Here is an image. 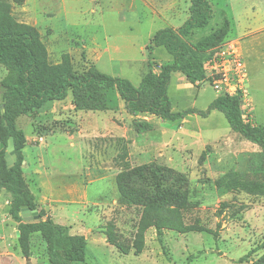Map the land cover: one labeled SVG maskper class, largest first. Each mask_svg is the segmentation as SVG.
Returning a JSON list of instances; mask_svg holds the SVG:
<instances>
[{"label": "rangeland", "instance_id": "obj_1", "mask_svg": "<svg viewBox=\"0 0 264 264\" xmlns=\"http://www.w3.org/2000/svg\"><path fill=\"white\" fill-rule=\"evenodd\" d=\"M161 1L166 0H0L9 4L16 21L39 31L52 63H59L68 53L76 71L94 65L135 86L145 74L160 71L155 58H171L164 47L155 50L151 34L167 24L181 26L189 14L190 0H167L169 12L152 14V7L160 9L157 3ZM208 1L213 16L206 26L193 31L188 42L208 35L225 20L234 32L240 31L254 19L252 6L264 18V0ZM253 59L258 61L257 55ZM5 73L0 64V80ZM195 84L201 86L188 85L186 95L170 90L172 111L207 109L215 90L208 82ZM2 91L0 86V100ZM239 98L242 113L252 119V126L264 128V74L260 68L248 74L244 95ZM70 100L69 95L63 101L47 102L38 111L20 116L17 125L34 138L33 147L28 145L24 152L27 164L22 170L35 196L39 219L67 225L71 234L83 236L87 245L84 264H254L264 254V195L244 190L222 193L215 185L230 170L246 172L248 181H257L253 173L259 164L256 155L264 150L235 134L221 111L210 110L206 116L185 114L186 126L200 133L193 139L183 137L191 149L185 152L192 151L197 162L190 158L176 168L188 175L199 201L185 220L188 224L197 221L205 230L162 228L159 239L155 227H149L143 232L139 251L142 207L121 201L116 176L151 161L170 163V149L156 144L167 135L159 125L150 133L136 132L133 119L125 116L123 101L115 111L93 112L75 110ZM203 142L208 146L204 148ZM249 156L252 169L247 167ZM98 163L103 176L83 172L87 165L96 168ZM11 200L10 193L0 190V264H50L39 233L31 236L30 257L22 254L18 222L9 214ZM109 226L122 250L108 242Z\"/></svg>", "mask_w": 264, "mask_h": 264}, {"label": "trees", "instance_id": "obj_2", "mask_svg": "<svg viewBox=\"0 0 264 264\" xmlns=\"http://www.w3.org/2000/svg\"><path fill=\"white\" fill-rule=\"evenodd\" d=\"M212 16L213 9L208 0H190L188 17L181 26L159 29L151 38L152 45L164 47L172 61L163 64L158 73L145 74L135 86L129 79L104 73L94 65L76 71L68 53L62 55L59 63H52L39 31L32 25L16 21L9 12V4L0 2V64L6 69L0 80L3 89L0 100V143L3 144L0 149V190L12 196L9 214L18 222V243L24 257H30L33 233H39L44 239L50 264H84L86 255L85 238L71 234L69 226L51 219L25 221L20 214L22 205H27L29 210L38 209V205L23 175L26 136L17 125V119L38 111L47 102L63 101L70 95L75 110L96 112L115 111L119 101H123L126 112L133 116L132 124L138 133L153 129V124L143 115L152 114L173 121L187 113L206 116L215 109L224 114L234 132L264 150V128L252 126L243 119L239 96L218 94L205 111L195 108L172 111L168 94L172 73L181 72L193 84L205 82L204 61L228 34L230 25L225 20L201 39L187 41L193 31L206 26ZM10 137L16 150V159L11 166L5 158ZM256 156L259 164L253 173L257 174V181H248L246 172L230 170L215 181L217 189L222 193L244 190L264 195V151ZM202 159L201 156L200 162ZM247 165L249 169L254 167L251 156ZM116 184L121 201L142 207L139 251L143 245V232L149 227H155L159 239L162 228L179 232L205 230L197 221L188 224L185 220L186 213L199 203L185 172L151 161L120 172ZM106 236L110 244L122 248L112 226L106 229ZM254 264H264V254Z\"/></svg>", "mask_w": 264, "mask_h": 264}, {"label": "crops", "instance_id": "obj_3", "mask_svg": "<svg viewBox=\"0 0 264 264\" xmlns=\"http://www.w3.org/2000/svg\"><path fill=\"white\" fill-rule=\"evenodd\" d=\"M149 5H151V4H149ZM157 5L160 6L159 7L160 9H158L156 7H152V14L155 13L156 15L159 16V13H158L159 10L161 12H164V13H167L170 11L171 7L169 6V2L167 0L165 1V3H164V1L158 2ZM251 9L253 10L252 16L254 19L252 21L245 23L243 25V28L241 27V30L237 31V32H234L231 24L229 23L230 28H229L228 34H227V36L224 39L222 44L223 45L224 44H233L234 46H236L239 49L240 53L242 54L243 58L245 59L248 74L251 73L252 71H254L255 69L257 70V68H260L262 70V74H264V18L259 16V12H257L255 10V6H252ZM255 16H259V17H255ZM167 27L176 29L179 26L167 24ZM164 28H166V27H164ZM152 36H153V34H151L150 37H152ZM154 48L156 50L159 47L154 46ZM152 52H155L154 49H152ZM254 55H257V58H258V61H256V62L253 59ZM155 61H157L159 63V68H161V65L171 62L172 57L166 58V56H165V59H161L160 57H158V58H155ZM255 65H257V66H255ZM188 85L201 86V84H193V83L189 82L186 79L185 75L182 74L181 72H173L171 75V78H170L169 86H168V94L171 90L173 93L176 92V93H181L183 95H186V91L189 88V87H187ZM217 95H218V93L216 91H214L213 95L211 96V101L214 100L217 97ZM169 97H170V95H169ZM170 100L172 102L171 97H170ZM171 108H172V103H171ZM189 108H194V107H189ZM214 111L215 110H213V112ZM124 113L126 114L125 116L127 118L133 119L132 115H130L126 111ZM192 114H196V113H192ZM142 117L145 120L151 122L153 124V128L155 126L159 125L161 133L163 135H167L166 139H164V137L163 138L161 137L160 139L158 138L156 141V144L159 147L162 146V147L170 149V155L168 157L170 163H167V165H169L173 168H178L179 165H184L186 161H188V160L190 161V158L192 159L191 162H194V163L197 162V158H195V159L192 158V156H193L192 151L188 150V152L187 151L185 152V150H186V148H188V146L185 144V140H183V137H188V139H193L196 137V135H200V133H195L190 126H186V124H185L187 122L186 116H183L182 118H179V119L173 120V121L172 120H165L164 121V120L160 119L159 117L152 115V114L143 115ZM151 131H149V133ZM140 134H142V133H140ZM25 136H26V134H25ZM201 138L202 137L200 136V139ZM32 140H34V138L31 139L28 136H26V144L23 148V155H24V152L27 149L28 145H31L33 147V144L31 143ZM246 142H247V140H246ZM181 145H183V146H181ZM202 146H204V148H205L208 145L205 142H203ZM209 146H212V145H209ZM188 149H190V148H188ZM186 156H188V157H186ZM26 164H27V161L24 157L23 165H26ZM82 170L84 173L87 170L89 172L88 174H91V175H96V176H100V175L103 176L104 175V169H103V167H100L99 163H98L96 168H92L89 164V165H87L86 169L83 168Z\"/></svg>", "mask_w": 264, "mask_h": 264}, {"label": "built area", "instance_id": "obj_4", "mask_svg": "<svg viewBox=\"0 0 264 264\" xmlns=\"http://www.w3.org/2000/svg\"><path fill=\"white\" fill-rule=\"evenodd\" d=\"M205 82L218 94L244 95L248 71L242 54L233 44L219 45L204 61ZM243 119L252 125V119Z\"/></svg>", "mask_w": 264, "mask_h": 264}, {"label": "water", "instance_id": "obj_5", "mask_svg": "<svg viewBox=\"0 0 264 264\" xmlns=\"http://www.w3.org/2000/svg\"><path fill=\"white\" fill-rule=\"evenodd\" d=\"M3 148V144L0 143V149ZM5 158L7 159V163L9 166L13 165L15 159H16V150L13 142V138L10 137L8 144L6 146V153ZM20 214L23 217L25 221L30 220H38L39 219V213L37 209L29 210L27 205H22ZM17 235H19V231H17Z\"/></svg>", "mask_w": 264, "mask_h": 264}]
</instances>
